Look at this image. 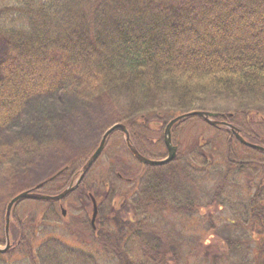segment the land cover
Masks as SVG:
<instances>
[{"label":"trees","instance_id":"1","mask_svg":"<svg viewBox=\"0 0 264 264\" xmlns=\"http://www.w3.org/2000/svg\"><path fill=\"white\" fill-rule=\"evenodd\" d=\"M0 37L8 46L1 65V127L9 125L29 99L55 92L61 79L70 81L76 74L89 99L110 100L129 131L130 142L122 131H115L103 154L118 138L130 157L131 146L146 156L155 155L150 149L164 147L166 125L194 111L216 114L213 119L230 123L243 138L264 146V0H0ZM53 52L64 54L60 70ZM151 123L156 124L153 130ZM217 125L222 128L190 117L173 127L179 146L176 160L149 168L156 178L144 185V194L138 191L134 211L142 214L153 205L160 210L166 206L165 170L189 176L198 164L204 175L216 159L228 166L247 165L241 154L247 148L231 138V128ZM190 131L200 134L201 142ZM211 131L216 135L211 137ZM85 158L72 162L68 177L58 185L77 178L90 157ZM54 182H47L48 190ZM41 202L47 205L45 216L54 217L53 203ZM107 208L101 214L104 239L93 236L85 245L93 252L55 238L36 245L33 219L26 224L16 219L14 211L12 247L0 253V264H179V243L167 235L170 229L153 218L122 222L110 218L113 210ZM5 219L0 213L1 246H5ZM208 221L214 220L201 218V223ZM261 221L236 218L233 225L239 233L228 226L220 230L217 242L225 250L209 252V260L201 264H264ZM196 245L204 247L202 238Z\"/></svg>","mask_w":264,"mask_h":264},{"label":"rangeland","instance_id":"2","mask_svg":"<svg viewBox=\"0 0 264 264\" xmlns=\"http://www.w3.org/2000/svg\"><path fill=\"white\" fill-rule=\"evenodd\" d=\"M7 56V42L0 37V80L2 77L1 65L6 61ZM52 60L59 70L64 67L65 58L63 53L53 52ZM72 75L73 79L70 81L61 79L55 92L29 99L22 112L9 125L6 127L0 126V208L2 209L0 213L5 218L8 205L14 197L36 188L64 166L72 162H84L85 157H90L98 148L106 131L113 125L121 123V115L110 100L106 98L89 99V96L85 94L84 87L81 85L82 83H80L79 76ZM197 130L200 131V129ZM189 133L194 134L196 139L200 136V134L191 133V131ZM210 133L211 137L216 135L214 131ZM194 135H189L188 139H194ZM112 145L115 148L111 147L105 154L101 155L98 159L99 162L97 161L92 169L88 171V173L91 171L86 179L89 187L96 189L98 184L101 185L109 180L111 176H114L113 173L117 171L126 175V170L123 172L122 168L124 164H129L135 169L134 162L118 138L112 139ZM151 152L155 155L160 153L158 147H155ZM208 171L210 173L213 170L209 169ZM116 182L121 183L117 180ZM201 189L200 202L206 205L210 203L209 195L212 193V188L206 181H202ZM34 201L38 200L28 199L18 207L19 202L16 203L17 205L14 206L11 214L13 215L16 211L15 213L18 216L16 219L23 222L28 219L26 224L33 219V225L36 228L35 224L38 216L45 209L46 203H40L39 201V203H36ZM159 207L153 205L144 209V215L151 216L163 229H170L168 231L170 233H167V235L176 238L179 246H181L182 235L184 234L179 233L178 223L180 218H172L170 216L173 215L172 213L160 210ZM12 215L14 232L15 218L13 217L15 214L13 217ZM27 216L30 218H26ZM78 217L80 218H71L70 226L74 230L73 235L70 233V228L66 232L64 224L55 225L54 227L43 224V231H37L39 241L36 245L44 240L55 238L66 242L71 247L85 248L86 246L82 240L91 236L90 219L86 216L78 215ZM231 219L235 222L236 218ZM186 225L195 228V224ZM220 225L223 228L226 226L231 227L230 230L239 233V229L234 227L233 224H228L226 219ZM198 231L197 235L202 238V242L205 241L208 238L207 232L204 231L203 227ZM43 233L54 235L45 237L42 236ZM241 234L244 235L243 232ZM67 235L69 237H66ZM73 236L78 238V242L71 245L68 243V239L72 240ZM214 245L211 244V246ZM1 247H4V245ZM92 249L85 248L86 251L93 252ZM5 260L8 261L7 258Z\"/></svg>","mask_w":264,"mask_h":264},{"label":"flooded vegetation","instance_id":"3","mask_svg":"<svg viewBox=\"0 0 264 264\" xmlns=\"http://www.w3.org/2000/svg\"><path fill=\"white\" fill-rule=\"evenodd\" d=\"M213 120L217 123L225 124V121H218L216 119ZM155 126V123H151L150 129L153 130L152 128ZM166 127L163 132L164 147L160 146L158 150H161L163 153L146 156L145 154L139 152L144 158L150 160H162L167 157L168 151L164 141ZM216 128L221 129L222 127L220 125H216ZM233 137L237 138L232 131L231 138ZM197 140L201 142V136H198ZM244 140L263 149H257L258 151H255V148L238 140L240 145L247 148L244 153H241L242 155L244 154L246 159L245 163L247 164L243 168H240L237 165L228 166L227 164L225 165L223 161L216 159L213 163V167L211 168L213 171L210 173L208 171L204 175L201 174V168L198 164L192 167L193 173L189 176L185 173L171 174L169 170L163 171V177L165 180L162 192L165 198L163 201L166 206L161 208V210H164L167 213H172L173 215H170L172 218H180L178 229L180 234H184L182 235V246H179V253H181V256L179 257V264H201L202 261L207 262L209 260L210 253L213 254L217 251L225 250L218 246L219 243L217 242V233L223 227H221L220 224H217L216 220L224 222V219H226L229 224H233L234 222L231 218H259L262 220V227L260 230L264 233V146L253 143L250 138H244ZM172 141L177 147L178 155L179 146L174 142L173 134ZM155 144H157V142H155ZM154 148L155 147L152 146L150 151L154 150ZM131 154L133 157L130 158L135 164V169H133L129 164L122 165L123 172L126 170V174H128V176L123 175L122 172H114V176H111L109 180L103 182L101 185L98 184L96 189L89 187V184L86 183L84 179L75 190L71 191L70 189L77 184V180L80 175L77 178H69L65 181V183L58 185V180L65 176L68 177V174L70 173L69 170L71 168L70 164L61 168L45 182H42L40 184L41 186L38 185L36 188L31 189V193L33 195L56 198L49 200V202L53 203V213L55 216L52 217V213H49L50 216L48 217L45 216L46 211L48 210L47 205L45 204V209L40 212L37 223L35 224L36 232L41 230L43 231V224H46L49 227L64 224V226H66V232L68 228H70V233L73 235L74 230L70 226L71 218H80L78 215L82 217L86 216V218L90 219L91 228V236L83 238L82 240V242L86 245L91 238L96 237L101 241L102 238L104 239V233L102 232L103 217L101 214L108 211V206H110L113 210L110 218H121L122 222L123 218H152L151 216L144 215L145 213L138 214V211L133 210V206L137 204V197L140 192L144 194L145 191H141V189H144V185H146V183L148 184L153 182L156 178V175L149 168L165 167V165H145L135 157V154ZM166 165L168 166L169 163ZM143 179H145V183H143ZM116 180L121 183L115 182ZM48 181H55L54 183H51L50 188L52 189H49L50 191L48 190V187H46ZM202 181H206V183H208L212 188V193L209 195L210 203L206 205L200 202L202 194ZM139 190L140 192H138ZM65 192L68 193L63 199H59L58 197L63 195ZM151 195H153V193H151ZM154 198L155 197H151L150 199L154 200ZM38 201L43 203L41 202L43 200ZM95 205L97 209V216L95 222L93 223L92 218ZM176 205L179 209L175 208ZM202 205H205V207L209 206V209L207 210L206 208H201ZM26 218L30 217L27 216ZM47 218H50L52 221H47ZM185 218L192 221V223L195 224V228L187 227L185 224ZM201 218H213L214 221L211 222V224L209 221L201 223ZM27 220H24V222ZM124 220L126 221V219ZM201 227H203L204 231L208 234V238L203 241L204 247L196 245L201 238L197 235L199 232L198 230ZM53 235L54 234L45 235V233H43L42 236L48 237ZM66 237L69 236L67 235ZM77 242L78 238L76 236H73L72 240L68 239V243L71 245ZM192 243L193 245H191ZM211 244L215 245L211 246ZM102 248L103 245L101 242V249ZM226 250L228 251L229 249Z\"/></svg>","mask_w":264,"mask_h":264},{"label":"water","instance_id":"4","mask_svg":"<svg viewBox=\"0 0 264 264\" xmlns=\"http://www.w3.org/2000/svg\"><path fill=\"white\" fill-rule=\"evenodd\" d=\"M216 114L210 113V112H202V111H194V112H190L187 114H183L180 115L176 118H174L166 127V131L164 134V141H165V145L167 147V151H168V155L165 159L162 160H150L147 158H144L133 146H131V151L133 154H135V157L141 161L142 163H144L145 165H149V166H163L166 165L168 163H171L175 157L177 156V147L173 144L172 141V128L180 121H183L187 118L190 117H200L205 119L208 124L212 125V126H216L218 123L215 122L212 117H216ZM226 126H228L229 128H231L236 137L239 139V141H241L242 143L249 145L250 147H253L255 149H263L259 146L256 145H252L248 142H246L244 140V138L237 132V130H235V128L230 125V124H226ZM122 131L125 134V137L127 139V142H130V134L128 129L126 128V126L122 123H117L115 125H113L110 129H108L106 131V133L103 135L102 140L98 146V148L96 149V151L94 152V154L92 155V157L89 159V161L87 162V164L84 166V168L82 169V171L80 172V177L77 180V184L71 188L70 190H75L84 180L85 175L87 174V172L91 169V167L94 165V163L99 159V157L101 156V154L103 153L105 147H106V143L108 141V139L110 138V136L115 132V131ZM41 186V185H40ZM39 186V187H40ZM69 190V191H70ZM68 192H65L63 195L59 196V199H63L64 196L67 194ZM28 199H32V200H43V201H49L51 199H56V198H52V197H48V196H39V195H33L31 193V190L22 192L21 194L17 195L16 197H14L9 205H8V209H7V213H6V229H5V238H6V245L4 248L0 247V253L1 254H6L12 247L11 244V236H10V220H11V213L12 210L14 208V206L16 205V203H18L19 201L22 200H28ZM97 216V209H96V205L94 206V212H93V218H92V222H95Z\"/></svg>","mask_w":264,"mask_h":264}]
</instances>
